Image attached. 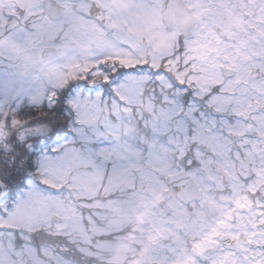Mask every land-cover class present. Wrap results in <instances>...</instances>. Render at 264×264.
Returning a JSON list of instances; mask_svg holds the SVG:
<instances>
[{"label":"snow or ice","instance_id":"6c2138e0","mask_svg":"<svg viewBox=\"0 0 264 264\" xmlns=\"http://www.w3.org/2000/svg\"><path fill=\"white\" fill-rule=\"evenodd\" d=\"M0 264H264V0H0Z\"/></svg>","mask_w":264,"mask_h":264}]
</instances>
